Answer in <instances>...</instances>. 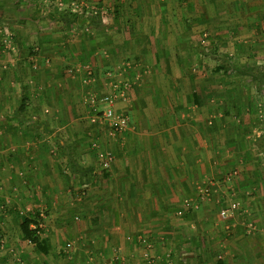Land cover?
I'll return each instance as SVG.
<instances>
[{"label": "crops", "instance_id": "1", "mask_svg": "<svg viewBox=\"0 0 264 264\" xmlns=\"http://www.w3.org/2000/svg\"><path fill=\"white\" fill-rule=\"evenodd\" d=\"M14 1L34 11L10 25L0 21L10 37L18 36L8 44L0 27L1 254L16 244L20 255L24 251L17 211L27 207L53 212H39L50 248L37 253L52 264H59L54 258L61 252L52 230L68 223L62 228L70 229L74 242L68 264H125L122 253L127 264H147L145 243H156L162 253L164 239L187 245L183 264H264V180L257 176L258 158L247 150V134L258 119L246 112L249 89L234 75L223 79L219 57L247 48V63L264 64V46L249 40H264V0H87L109 16L107 22L91 19L96 31L85 34H68V25L81 22L63 20L56 7ZM229 34L231 45L222 46ZM210 41L215 45L206 46ZM33 44L40 51L32 57ZM77 52L79 63L91 62L98 72L132 60L126 77L140 78L116 105L129 117L124 133L112 135L85 102H76L73 86L60 88L71 78L62 67ZM33 58L35 72L27 65ZM94 87L103 90V81ZM36 113L41 124L30 119ZM92 140L113 152L109 170L100 167ZM75 146L81 154L71 158L68 150ZM254 179L263 205L247 209L257 218L222 219L220 197L234 187L243 204ZM181 207L183 214L177 213ZM248 221L254 224L250 234Z\"/></svg>", "mask_w": 264, "mask_h": 264}, {"label": "rangeland", "instance_id": "2", "mask_svg": "<svg viewBox=\"0 0 264 264\" xmlns=\"http://www.w3.org/2000/svg\"><path fill=\"white\" fill-rule=\"evenodd\" d=\"M41 6L44 7L45 5L41 4ZM42 10H44V9H42ZM33 11H34V9H28V8L24 9L23 7L20 6V4H18L14 0H0V21H1V17H4L7 19L4 21L9 25H10V23L8 22V20H11L12 18H16L17 16H20L21 14L23 15L25 12L31 13ZM47 21H48L47 25L50 26L52 21L50 19H47ZM52 25H54V24H52ZM6 26L7 25H4V26L0 25V27H2L1 29L3 31H5V33H4L5 39L6 38L10 39V41L7 42L8 44H10L12 41V37L14 40V38L16 37V39H17L18 36H16V35L12 36L11 35V37H10V30H8V27H6ZM85 26H86V22L81 23V24L68 25V27H69V30L67 29L68 34H71V33L72 34H74V33L85 34V33L96 31L95 30L96 26H94V25H92L89 30H86ZM62 28H63L62 29L63 31H67L65 29V27H62ZM71 29H73V30H71ZM60 30H61V28H60ZM51 31H53V30H51ZM207 37L208 38L210 37L209 33H208ZM227 37L228 38H226V43L223 44L222 46H230L231 45L230 34ZM262 37H263L262 35L255 36V37L251 36L249 40H252V42H251L252 46H264V40L260 41V39H262ZM243 43L246 44L247 42L245 43L243 41ZM214 45H215L214 41H210V43L206 44V46H214ZM30 46L32 49L34 48L31 51V55L33 57V55L38 54V51H40V49L37 48L38 45L33 44ZM79 52H80V50H79ZM79 52L74 54V55H76V57L71 63H69V60H68V63H65L66 66L62 67L63 70H65V71L67 70L66 71L67 73H68V69L72 66L81 67L84 64H89L86 62L83 64L79 63V58H78ZM219 54H220L219 57L222 59V64H223L222 66L224 69L221 72L223 79L225 81H227L226 77L234 75V77H238L235 79H239V82L242 85L241 87L243 89L244 88L247 90L249 89V92H250L249 96H250V99L252 100L249 102H252V103H250V105H248V107H246L247 108L246 112L249 114L250 113L256 114V119H258L257 120L258 125H257L256 129H253V131H249L247 134L248 135V137H247L248 138L247 150H248V152H250L251 155H254L255 157L258 158L259 167L256 170H258L260 172V173L258 172L257 176H258V179L261 180L260 182H262L264 180L261 178V177H264V151H261V148L259 147V144H258L259 143L258 140L260 138H263V136H264V64L259 63V62L255 65H252L251 63H247L249 61L248 60L249 52L247 51V48H245V50H240L238 54L234 50L232 52L221 51ZM246 55H248V56H246ZM44 63H46L47 66H50L52 64V60L48 61V59H47ZM34 64H36L35 58H33V61L30 60V64H27V65H29V70L33 71V69H34V72H35L36 67H34ZM90 64H91V62H90ZM91 65H93V64H91ZM93 67L98 70V68L95 65H93ZM103 72H105V71H100L99 73H103ZM68 75H69V73H68ZM70 77L71 78L69 79V81L67 80V81L63 82V84L60 86V88H66L67 89V88L73 86L75 88L74 91H76V93L74 92L76 94V97L74 95L76 102H78V101H79V103L80 102L82 103V101L85 102L84 98L86 97V94L88 91V86L83 84V82L81 81L80 74L77 73L75 76L70 75ZM32 80H34L33 77H31L27 80L28 81L27 84L29 87L34 86V81H32ZM65 85H67L68 87H66ZM35 105L37 106V104H35ZM53 106H55V105H53ZM40 109H41V107H38L37 111H39ZM252 111H254L255 113H252ZM45 112L52 113V109L50 107H47ZM38 114L39 113H36L34 116L30 117L32 122L35 124L40 123V121H42V119H40V115H38ZM50 137H52V136H50ZM100 142H101V140H100ZM261 142H263V147H264V141H261ZM102 145H103V143H102ZM52 147H53V152H51V153L54 154V151L57 152L58 148L55 145L54 146L52 145ZM48 149L51 150L50 147H48ZM79 151H80V149L77 148L76 146L69 148V150H68L69 156L71 158L73 156L75 158H77L78 154L79 155L81 154V152L79 153ZM82 162H86V160L82 159ZM230 173L233 176L239 174V172L238 173L234 172V170L230 171ZM258 179L257 180L254 179L251 182V188H248L245 191L244 195L248 198H247V200L243 201L244 205L242 204V201L237 199V197L240 196L239 194H241L242 192L239 191V194H237L238 192L236 193V188H234V187L232 189L230 187L227 190V192L220 197V199L218 201L219 205L221 204L222 205L221 207H228L231 202H237L239 209L233 213L232 217L234 218L235 216H238L240 214L241 216H244V218H245L244 220H246V218L255 220L257 218L255 215V212H254V214H251L250 210H248L247 208L253 207L254 205L259 206V207H261V205H263L261 191H260L261 185L259 184L260 182H258ZM232 180H233V178H232ZM233 185H237V184L233 183ZM77 190H78V188L76 189V191ZM236 194L238 195L237 197H236ZM76 201H77V199H76ZM181 209H182V207L179 210H181ZM179 210H178V212H179ZM17 212L19 213L21 218L25 217V216H29V215L36 216V214H37L36 211L32 212L31 209H28L27 207L22 209L21 211L18 210ZM39 212L40 213L42 212L43 214H45V216L53 213V212L50 213L49 211H44V210L39 211ZM39 212H38V214H39ZM40 218H41V215H40ZM74 218L76 219V217H74ZM249 221H248V223H250ZM68 225H69V223L64 224L61 227H57L58 229L56 228L55 230L54 229L52 230L54 233V236L52 238H54L53 240H55L54 248L61 250L60 254H57V257L54 258V259L60 261L59 264L60 263L61 264H68V262L70 260V259H67L68 255H69L70 250L74 246V242H72L73 238L71 236L70 229L69 228L66 230L62 229L63 227H66ZM252 231H251V233H252ZM3 238H4V236H2V234L0 232V239H3ZM21 241L25 243V246L22 248L24 251L22 252L21 255L17 249V246H18L17 244L14 245V247H16V248L13 247V252H11L9 254H6V253L1 254V251L3 252L4 249H2L3 242H0V264H36V262H38V264H45L46 262L49 264H52V261H50L49 259H46V260H48V261H46V260L38 257V254H37L38 250L34 249L33 244L31 242H26L23 240H21ZM69 243H71L70 246L68 245ZM186 246L187 245H183V242L166 243V239H164L159 244V250L162 251V253H158L157 251H155V247H158L156 245V243L151 244L150 242H147V243H145V246H143V247L146 249L147 252H149L150 257H146V259H144V260H147V264H183L185 262V258L182 257V256H184L182 254L186 251V249H185ZM136 247H139V244H137ZM120 249L122 251L123 250L125 251L126 247H123V249L122 248H120ZM130 250H132V249H130ZM133 250L136 251V248ZM10 251H12V250H10ZM93 252H94V250H93ZM26 253H27V255H25ZM35 253H36V255H35ZM52 254H53V252H52ZM123 255L124 254L122 253L121 254V261L125 262V264L129 263L124 258ZM136 261H138V259ZM55 263H57V261ZM136 264H138V263H136Z\"/></svg>", "mask_w": 264, "mask_h": 264}, {"label": "built area", "instance_id": "3", "mask_svg": "<svg viewBox=\"0 0 264 264\" xmlns=\"http://www.w3.org/2000/svg\"><path fill=\"white\" fill-rule=\"evenodd\" d=\"M44 7H51L52 9H59L61 12H74L88 19L85 29L89 30L92 26L91 19L97 17L101 20L106 19L108 21L109 10L97 5H90L87 0H39ZM90 19V20H89ZM6 42L10 39L6 38ZM132 61L126 60L123 65L118 68L109 69L103 73H99L93 65L84 64L81 67L72 66L68 69L69 75L75 76L80 74L83 84L88 86L85 103L89 106V109L93 112L95 118L99 120L101 124H106L110 128L112 135H118L124 133L129 126V117L126 113L119 111L116 105L119 101H125L128 99V91L131 86L139 80L140 76L137 75L134 78L126 77L128 71L132 68ZM103 77V78H102ZM99 80L103 81V90H97L93 87ZM91 148L96 151V156L99 159L100 167L103 170H109L114 161L115 156L112 151L106 149L99 140H92ZM185 208L190 207L191 203L188 199L184 201ZM195 206V205H194ZM195 207H198L196 205ZM239 209L237 202H231L228 207H222L219 215L222 219L227 220L232 217L233 213ZM183 209L179 210V214H183ZM248 233L254 229L253 223H248ZM43 224L40 223V226ZM69 246L71 243L68 244ZM145 257H150L149 252L145 251ZM49 264V263H45Z\"/></svg>", "mask_w": 264, "mask_h": 264}, {"label": "trees", "instance_id": "4", "mask_svg": "<svg viewBox=\"0 0 264 264\" xmlns=\"http://www.w3.org/2000/svg\"><path fill=\"white\" fill-rule=\"evenodd\" d=\"M63 13V20L67 22H74L77 21L78 23H84L86 20V17H83L82 15H79L77 13H72L70 11L62 12ZM87 21V20H86ZM26 96H23L20 104L21 111L25 109L26 107ZM259 147L261 148V151H264L263 138H260L259 140ZM41 218L40 215L36 214V216L29 215L25 216L19 219L18 225L21 230V240L23 241H29L33 244L34 248L41 253L48 254L50 244L48 242V239L41 236V232L43 228L40 226Z\"/></svg>", "mask_w": 264, "mask_h": 264}]
</instances>
